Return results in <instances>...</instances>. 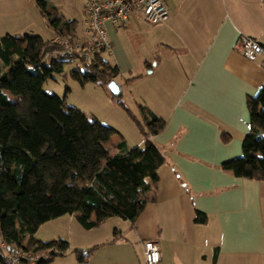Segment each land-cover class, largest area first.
<instances>
[{"label": "crops", "instance_id": "obj_1", "mask_svg": "<svg viewBox=\"0 0 264 264\" xmlns=\"http://www.w3.org/2000/svg\"><path fill=\"white\" fill-rule=\"evenodd\" d=\"M166 2L165 23L151 25L133 14L123 25H106L113 44L109 55L121 71L115 80L123 84L140 75L123 84L127 87L147 80V90L140 92L144 104L166 119L153 137L167 157L158 169V186L146 192L148 202L134 224L123 218L115 227L124 237L100 246L86 262H79L76 253L70 259L67 251L51 264H145L147 239L158 241L161 264H264V181L222 169L243 154L250 131L248 99L264 84V53L252 61L239 49L243 35L264 45V0ZM113 141L107 146L116 154ZM196 209L208 215L206 224L194 221ZM64 216L40 227L49 222L59 227ZM62 235L36 238L46 242ZM66 235L74 243L71 229ZM112 237L95 233L89 241L97 242L78 240L75 248Z\"/></svg>", "mask_w": 264, "mask_h": 264}, {"label": "trees", "instance_id": "obj_2", "mask_svg": "<svg viewBox=\"0 0 264 264\" xmlns=\"http://www.w3.org/2000/svg\"><path fill=\"white\" fill-rule=\"evenodd\" d=\"M35 1L55 38L78 32V20L64 17L53 0ZM58 49L54 38L41 34L0 36V240L26 250L50 251L51 257L40 264H51L70 249V242L62 238L37 239L41 225L66 214L75 215L86 229L114 216L134 224L148 202L146 192L158 186V169L167 163L153 140L165 128L166 119L148 105H140L142 122L130 112L144 146L129 149L122 140L117 144L119 152L111 154L107 142L115 132L112 127L89 120L66 98L44 89L48 78L64 71L65 63L77 60L83 67L72 70V76L82 84L101 85L113 101L122 93L116 96L108 88L121 74L119 66L104 56L108 52L88 63L75 55L51 57ZM248 108L250 131L243 140V154L224 162L222 169L264 181V84L248 99ZM194 221L206 224L208 215L196 209ZM122 237L115 228L104 243L75 248L77 260L86 262L100 246ZM5 258L0 247V264Z\"/></svg>", "mask_w": 264, "mask_h": 264}, {"label": "rangeland", "instance_id": "obj_3", "mask_svg": "<svg viewBox=\"0 0 264 264\" xmlns=\"http://www.w3.org/2000/svg\"><path fill=\"white\" fill-rule=\"evenodd\" d=\"M86 1L55 0V3L66 18L73 19L80 16L82 6ZM6 33H34L41 34L45 38L55 35V31L47 24L46 18L39 11L35 0H0V36ZM132 45L133 49L137 50V40H132ZM104 56L109 60L112 59L109 53H105ZM78 66L83 67L77 60L65 63L64 71L62 73H54L53 77L48 78L44 83V89L62 98H66L68 105L75 107L89 120L97 119L102 124L112 127L115 132L111 135V138L113 137V147L115 149H118L117 144L122 140H126V143L133 149L142 148L144 146L143 143L140 144L143 140L142 134L131 113L137 120L142 122L140 105L144 104V101L140 92L147 90V80L132 83L129 87L123 86L120 97L113 101L101 85L93 82L82 84L74 78L72 70ZM134 72L136 71L126 76H132L135 74ZM6 90L5 92L12 99H15V96L9 92V89ZM119 101H122L123 104H119ZM64 217H66L65 221H62L64 219L62 217L59 220V227H56L53 222H49L39 228L35 237L44 236L48 238V236L55 234V232H61L63 235L59 238L68 240L71 244L70 237L66 235L71 229L75 241L71 244L72 248L68 250L67 257H70V259L76 257L73 248L77 246L78 240H86V242H90L88 244H93L97 240L89 241L91 235L98 233L100 237L108 238L112 236L113 229L116 226H122L120 224L123 223V218L114 216L104 222L101 227L88 230L79 223L76 217L70 219L69 214H66ZM72 221L73 225H71ZM94 237L97 238V235ZM60 257L62 255H57L56 259Z\"/></svg>", "mask_w": 264, "mask_h": 264}, {"label": "built area", "instance_id": "obj_4", "mask_svg": "<svg viewBox=\"0 0 264 264\" xmlns=\"http://www.w3.org/2000/svg\"><path fill=\"white\" fill-rule=\"evenodd\" d=\"M133 14H139L145 22L157 25L168 21L169 8L166 0H89L83 5L78 32L54 38V43L60 49L50 53L51 57L75 55L92 63L99 53H112L113 44L107 23L123 25ZM239 49L252 61L264 53V45L248 35H243L239 40ZM0 247L6 257L1 264H40L51 257L50 251L26 250L21 245H8L4 240H0ZM143 247L145 264H161V250L157 240H144Z\"/></svg>", "mask_w": 264, "mask_h": 264}, {"label": "water", "instance_id": "obj_5", "mask_svg": "<svg viewBox=\"0 0 264 264\" xmlns=\"http://www.w3.org/2000/svg\"><path fill=\"white\" fill-rule=\"evenodd\" d=\"M156 64V63H154ZM148 72H151V70H148ZM108 88L111 90V92L114 94V95H119L122 91V86L120 83H118L115 79L112 80L111 82H109L108 84Z\"/></svg>", "mask_w": 264, "mask_h": 264}]
</instances>
